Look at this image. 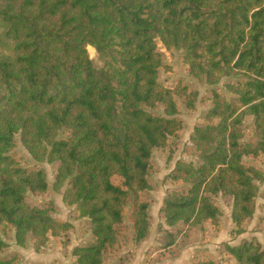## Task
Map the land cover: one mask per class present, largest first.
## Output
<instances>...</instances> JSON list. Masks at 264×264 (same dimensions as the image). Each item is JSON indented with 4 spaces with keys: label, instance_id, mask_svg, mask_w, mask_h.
I'll return each mask as SVG.
<instances>
[{
    "label": "trees",
    "instance_id": "1",
    "mask_svg": "<svg viewBox=\"0 0 264 264\" xmlns=\"http://www.w3.org/2000/svg\"><path fill=\"white\" fill-rule=\"evenodd\" d=\"M157 41L181 50L188 73L208 85L237 76L229 98L212 92L204 123L193 129L198 165L178 160L167 176L186 188L164 196V223L216 225L212 196L221 194L232 199L230 219L242 231L262 180L243 158L264 154V0H0V225L14 228L16 244L30 236L40 248L70 228L51 207L28 203L25 191L44 193L47 183L42 170L10 155L17 133L34 161L57 164L54 189L67 180L62 200L90 222L92 240L72 249L73 264H102L128 204L135 239L145 237L140 193L151 152L181 128L174 90L158 82ZM176 90L191 107L193 92ZM156 104L163 116L145 109ZM245 117L255 140H242ZM229 252L235 264H264L255 241Z\"/></svg>",
    "mask_w": 264,
    "mask_h": 264
},
{
    "label": "rangeland",
    "instance_id": "2",
    "mask_svg": "<svg viewBox=\"0 0 264 264\" xmlns=\"http://www.w3.org/2000/svg\"><path fill=\"white\" fill-rule=\"evenodd\" d=\"M156 48L162 59L158 82L163 87L174 90L176 117L181 121V128L169 138L166 147L155 148L151 152L147 174L148 188L140 193V199L148 205V229L145 237L135 239L132 223L128 220V204L122 213V222L117 226L116 243L103 253L102 264H198L207 261L214 264H235L229 249L238 247L242 241H255L264 252V154L243 158L246 165L260 171L262 180L256 182L254 211L243 223L240 233L235 232L230 219L232 199L221 194L212 196L219 209L216 225L209 222L198 225L179 222L167 226L164 223L160 212L164 196L173 190L186 188L184 183H171L167 176L178 160L198 165L199 157L190 140L193 129L204 123L205 114L211 108L212 92L229 98L227 85L234 83L237 76L225 77L216 85H208L188 73L181 50L166 49L159 41ZM89 56L94 66H101L91 48ZM177 86L186 87L193 92L191 107L187 105L186 98L176 90ZM145 109L156 116L164 115L160 104ZM241 131L243 141L256 139L251 117L244 118ZM67 135V130H61L59 133L60 138H66ZM10 155L18 165L27 169L42 170L44 173L46 191L38 193L26 190L28 203L33 206L51 207L49 214L68 222L70 228L58 236H49L43 247L36 248L30 236L23 246H19L15 242L14 228L7 224L0 225V239L5 243V247L0 251V258L9 259L11 264H73L72 249L90 243L92 234L88 218L80 217L73 205H68L62 200L67 180L58 190L54 189L57 164L46 159L34 161L22 146L18 133L14 136V147ZM111 181L122 187L120 178L113 177Z\"/></svg>",
    "mask_w": 264,
    "mask_h": 264
}]
</instances>
